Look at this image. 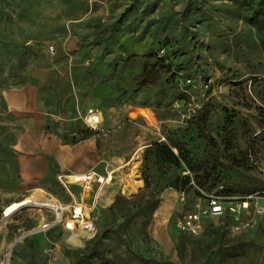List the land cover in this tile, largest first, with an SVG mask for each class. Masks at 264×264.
I'll return each instance as SVG.
<instances>
[{
  "label": "rangeland",
  "instance_id": "1",
  "mask_svg": "<svg viewBox=\"0 0 264 264\" xmlns=\"http://www.w3.org/2000/svg\"><path fill=\"white\" fill-rule=\"evenodd\" d=\"M260 5V0H0L1 99L4 90L30 84L32 71L45 63L44 47L53 56L62 37L72 34L77 39L76 48L62 54L59 71L50 73V87L57 90L45 107L37 137L51 144L39 153L46 162L40 178L20 172L13 147L20 127L0 113V264H264V214L253 213L255 205L264 206ZM23 43L31 50L21 54ZM164 49L170 54V82L163 86L168 88L139 86L143 76L136 75L148 54L159 56ZM209 78L212 85L207 89L204 82ZM42 87L33 86L45 96L49 90ZM178 92L185 98L177 107L172 95ZM143 99L154 104L156 121L148 109L151 126L116 120L130 103ZM188 103L194 104V111L187 110ZM203 105L210 111L201 126L195 121ZM2 106L0 100L1 110ZM90 107L101 113L97 126L83 118ZM254 137L248 161L232 163ZM155 139L171 145L177 141L190 152L195 169L183 165L176 172L191 179L201 175L204 166L209 168V161L217 162L220 186L206 190L192 180L183 202L181 191L165 187V177L174 170L150 166L151 186L146 188L143 153ZM53 151L69 158L58 163ZM206 156L207 165L201 161ZM35 159L26 156V167L38 172L43 168ZM71 168L105 177L113 170L116 184H123L118 195L129 199L126 189L131 188L137 207L151 195L158 197V205L148 217L132 218L131 210L116 208L101 213L97 233L103 244L84 251L82 237L45 226L52 214L38 204L48 199L72 201L62 175ZM80 185L71 189L76 198ZM227 188L232 199L249 202L242 219H251L252 225L246 230L235 231L231 217H206L196 234L177 228V217L192 206L196 191L206 195ZM253 188L258 190L250 193ZM38 189L43 190L40 196ZM29 196L31 202L3 215L8 204Z\"/></svg>",
  "mask_w": 264,
  "mask_h": 264
},
{
  "label": "crops",
  "instance_id": "2",
  "mask_svg": "<svg viewBox=\"0 0 264 264\" xmlns=\"http://www.w3.org/2000/svg\"><path fill=\"white\" fill-rule=\"evenodd\" d=\"M75 40L77 39L72 34H68V36L62 37L57 43V49L53 56L47 52V47H44L45 63L41 66H37L32 71V75L29 80L30 84L18 88L4 90L2 92V99L0 98L3 104L2 110L0 109V113L4 111L3 113L5 114V116L9 117L10 120L12 119L10 123L12 122V124L20 127V135L16 137V140L13 144V147L18 150L17 155L20 172L30 174L32 177L35 176V174H38L37 178H40L46 173V162H42L39 159L41 157L39 153H41L51 145L42 144L40 140L41 138H37L39 134L41 135V128L44 124V117L46 115L45 107L48 101L49 103L51 102L52 93L57 90V87L55 86L53 88L50 87V73L54 69L59 71V65L61 64L60 58L62 57V54L68 49L76 48L77 41ZM33 86H43L45 88L47 86V89L49 91H47V94L45 96H40V93H36V90L33 88ZM31 87L34 90L31 89ZM42 92H44V90H42ZM90 109H92L91 116L94 115L97 119L99 118L98 122L94 123L95 125L93 124L91 126H97L102 120L101 113L97 109ZM87 111L83 113V118L86 115ZM122 119H130L146 127L151 126V124L153 123L148 109L130 104L121 113L116 115L117 121H121ZM21 149L26 150H24V152H21ZM30 155L36 157V164L42 165L43 169H39L37 172L35 167H26L25 158L26 156ZM53 157L58 163H61V161L63 162V159L69 158H64L60 155H57V153H55L54 151ZM85 172L86 171L83 168H71L68 170V173H63V185L65 186L66 190L73 196V199L71 202H62L57 199L56 201L64 205L80 203L83 206H94V208H96L99 205L101 206L108 204L109 201L113 199L114 195L121 191V186L123 184H116V181L113 179L114 177L112 175L113 170H111L108 172V175L111 176L110 180L106 179L105 176L101 177L104 181L101 189H98V184L94 182L90 190H85L81 187V189L79 190V196L76 198L71 189L75 188L74 185L80 184V182L76 180L81 179V176L79 175L84 174ZM96 174L103 176L102 174ZM30 175L28 176L30 177ZM136 181H138L137 186L139 187L140 180ZM126 192L127 194H131V196L133 195L131 188H127Z\"/></svg>",
  "mask_w": 264,
  "mask_h": 264
},
{
  "label": "trees",
  "instance_id": "3",
  "mask_svg": "<svg viewBox=\"0 0 264 264\" xmlns=\"http://www.w3.org/2000/svg\"><path fill=\"white\" fill-rule=\"evenodd\" d=\"M260 4H261L260 6H264V0H260ZM19 49L22 50L21 54H23L24 52H26V50H29V49L31 50V45L23 43L19 45ZM19 49H17L16 52H18ZM168 58L170 59V54L168 53L167 50L165 51V49L163 51V54L159 56L157 54H152V53L148 54V61H146L142 65L139 71V74L136 75V77H139L141 75L143 76V78H141V80L138 81V85L141 87H145V86L154 87V88L160 87L161 91H163L165 88H168V87H163L169 84L170 82L168 72L171 70V64L169 61H167ZM114 70H115V67L113 68V71ZM26 81L27 80L24 79L20 84H24ZM172 97H173V100H175V102L184 101L185 95L182 92H178L172 95ZM130 104L139 105L141 107H145L149 109L150 115L156 121L153 111L151 109V106H154V104L151 101L147 99H143L141 101H134ZM93 109L99 110L98 108H93ZM223 109L226 110L225 108ZM209 111H210V108L207 107L206 105H203L199 110H197V117H196L195 122L201 126H204L207 123ZM260 133L262 137H264V125H261ZM255 140L256 138L254 137L251 140V142H249L248 148H246L241 153L240 157H238L236 161L235 162L233 161L232 163L236 165H242L243 162L244 163L247 162L249 156L252 154L251 152L253 150V146H255V142H256ZM173 147L176 149V151L174 150ZM206 158L207 156L202 157L201 161L205 162L204 164L207 165L206 163L207 161H205ZM209 162L212 163L209 168L204 166L202 169L203 170L202 174L196 175L193 179H191L188 175H182L176 172L183 165L186 166L188 169H192V170L195 169V166H196L195 158L190 155V152L187 149H184L183 147H181V145L177 141H174L173 145H171L168 141H161V140L155 139L146 146L144 153H143L142 179L144 182V186L146 188L151 186V179L148 173V169L150 168V166H153L156 168L163 167V168L173 169L174 172L166 176L164 179L165 187H170V188H173L175 190H178L184 193L186 189L191 187L192 180H194V182H196L197 185L201 188H206L207 186L206 190L214 188L216 186H220L221 183L219 182H222L220 181L221 178L217 179V177L219 176V174L217 173L218 172L217 169H219L220 167L217 165V162L215 163H213V161H209ZM257 190H258L257 188H253L250 190V193H254ZM218 192L220 193H215V194L227 196L229 197V199H232V196L230 195L231 194L230 189L228 188L225 190L221 189ZM196 194H197L196 195L197 197L206 196L204 195V193L203 194L199 193V191H196ZM205 194H208V193H205ZM158 202H159L158 197L151 195L145 199L144 203L141 206L137 207V204L135 202V195H132L129 199H126L124 196L117 194L115 199L112 200L109 204L97 206L96 208L93 209V212L97 215V222H96L97 229H98V223H99L98 219L101 213H105V212H108L109 210L111 211L114 208H116V209L131 210L132 218H135L137 216L148 217L155 210V208L158 205ZM225 218L229 219L230 216L226 215ZM53 227H58L59 229L66 232V229H64L63 226L60 224H54ZM97 229L93 236L83 241L84 251L92 250L93 247L99 244L101 245L103 244L102 243L103 236L100 233H97ZM73 249L78 250L79 248L74 247ZM95 253L100 254L101 251L98 250V251H95ZM88 257H91V256H88Z\"/></svg>",
  "mask_w": 264,
  "mask_h": 264
},
{
  "label": "built area",
  "instance_id": "4",
  "mask_svg": "<svg viewBox=\"0 0 264 264\" xmlns=\"http://www.w3.org/2000/svg\"><path fill=\"white\" fill-rule=\"evenodd\" d=\"M49 49L52 51L53 47L50 46ZM187 82H189V79H187ZM211 85V78L204 82V87L207 89ZM175 105L178 107L180 105L179 101H176ZM187 110L194 111V104L188 103ZM91 114L92 109H88L86 115L84 116L85 120L97 123L98 119L94 115L91 116ZM91 118H93V121ZM80 176L81 180L79 182L81 183L82 189L90 190L94 182L98 184V189L102 188L104 181L101 177L104 176L97 175L95 172L91 171L85 172ZM112 200H110L109 203ZM180 200L183 202L185 201L183 192L180 193ZM248 203V200L229 199L227 196L208 193L205 197H197L191 207L182 211L177 217L176 225L181 232L196 234L201 229L204 218L225 217L226 215H229L233 219L232 228L235 231H243L252 225L251 219H242L248 211ZM38 204L43 207H47L52 214L51 221L45 226L60 224L64 229H66V231L72 234L74 233L77 237H79L77 235V230L80 229L86 233L82 241L93 236L96 232L97 215L93 212L94 206H83L80 203L64 205L56 200L50 199L47 201H40ZM253 213L264 214V206L255 205ZM70 222L72 223L71 225H69Z\"/></svg>",
  "mask_w": 264,
  "mask_h": 264
},
{
  "label": "bare ground",
  "instance_id": "5",
  "mask_svg": "<svg viewBox=\"0 0 264 264\" xmlns=\"http://www.w3.org/2000/svg\"><path fill=\"white\" fill-rule=\"evenodd\" d=\"M94 113V112H93ZM96 114V113H95ZM99 119V118H98ZM91 120L93 121V118H91ZM139 152V151H138ZM82 175V174H81ZM80 176V175H79ZM110 177L111 176H107V178L106 179H108V180H110ZM81 179H79V180H76V181H80ZM125 189V188H124ZM38 191V193H39V196L41 195V192L43 191H41V190H37ZM123 192V191H122ZM124 193V192H123ZM33 196V195H32ZM34 196H36V195H34ZM38 196V195H37ZM45 197V196H44ZM38 200V199H37ZM32 201V198L29 196V197H25L24 199H22V200H20V201H14V202H11L10 204H8L5 208H4V212H3V214L5 215V216H8V215H10L11 213H13L16 209H18L20 206H22V205H24V204H26V203H28V202H31ZM39 201V200H38ZM40 202V201H39ZM72 223L70 222L69 223V225H71ZM83 232L82 230H80V229H78L77 230V232ZM85 233V232H84ZM86 234V233H85ZM84 238L85 237V235H79V238Z\"/></svg>",
  "mask_w": 264,
  "mask_h": 264
}]
</instances>
